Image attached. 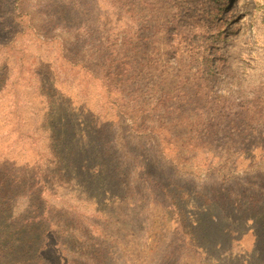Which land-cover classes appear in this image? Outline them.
<instances>
[{"label": "rangeland", "instance_id": "rangeland-1", "mask_svg": "<svg viewBox=\"0 0 264 264\" xmlns=\"http://www.w3.org/2000/svg\"><path fill=\"white\" fill-rule=\"evenodd\" d=\"M12 1L0 0V85L18 66L39 82L46 264H249L255 237L242 229L264 212V0ZM55 84L76 85L74 98ZM63 103L102 127L103 197L106 181L69 184L67 161L53 172Z\"/></svg>", "mask_w": 264, "mask_h": 264}, {"label": "trees", "instance_id": "trees-1", "mask_svg": "<svg viewBox=\"0 0 264 264\" xmlns=\"http://www.w3.org/2000/svg\"><path fill=\"white\" fill-rule=\"evenodd\" d=\"M10 6L11 13H14L16 7L13 4ZM3 19L4 16L0 17V21ZM14 20V17L10 18L4 29L11 30ZM2 28L0 27L1 30ZM4 36H0V42L9 40ZM20 72L21 68L18 66L16 74L10 80L11 85H0V264H46V255L52 246L49 243L50 225L47 223L48 211L43 194L49 190V181L46 176L41 175L42 161L33 144L36 139L31 140V134L35 130V106H31L37 104L36 101L40 98L39 82L36 76L32 77L30 74L19 77ZM12 86V93L7 94ZM94 87L96 85L93 82L87 85L89 91ZM56 88L62 94L59 95L62 101L64 97L68 101L72 100L74 95L70 92L77 90L76 85L66 89L56 85ZM50 106L53 108L52 103ZM73 115L74 111H69V108L58 113L57 124L47 138L53 172L61 173L60 166L67 161L68 172L74 170V173L67 174L68 183L76 185L75 178L69 177L72 175L77 176L79 184L89 186L96 185L98 181H101L100 184L106 181L108 183L101 189L103 197L110 179L102 165H95L99 160H96L97 151L98 154L101 151L97 150L92 137L102 127L93 125L94 121L90 117L88 121L76 122ZM86 117L88 116H84L85 119ZM20 197L27 198V206L18 213L16 206ZM251 204H254L253 201ZM258 214L254 225L248 226L246 223V227L242 229L243 233L252 229L255 237V250L247 259L249 264H264V212ZM242 223L245 222H240L239 225L243 226ZM233 232L229 226L224 227L222 235L225 244L233 241ZM230 259L234 261V258ZM61 261L62 257L59 256L54 264H61Z\"/></svg>", "mask_w": 264, "mask_h": 264}]
</instances>
